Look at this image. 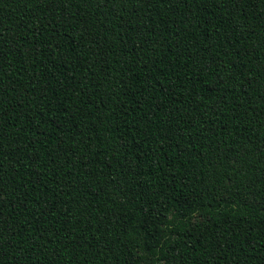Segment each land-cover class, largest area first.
I'll list each match as a JSON object with an SVG mask.
<instances>
[{
  "label": "trees",
  "instance_id": "trees-1",
  "mask_svg": "<svg viewBox=\"0 0 264 264\" xmlns=\"http://www.w3.org/2000/svg\"><path fill=\"white\" fill-rule=\"evenodd\" d=\"M0 264H264V0H0Z\"/></svg>",
  "mask_w": 264,
  "mask_h": 264
}]
</instances>
